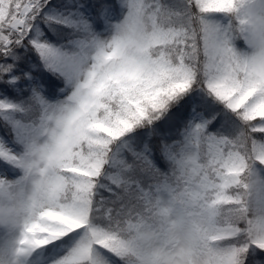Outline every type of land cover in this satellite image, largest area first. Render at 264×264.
<instances>
[{"label": "snow or ice", "instance_id": "6c2138e0", "mask_svg": "<svg viewBox=\"0 0 264 264\" xmlns=\"http://www.w3.org/2000/svg\"><path fill=\"white\" fill-rule=\"evenodd\" d=\"M257 257L264 0H0V264Z\"/></svg>", "mask_w": 264, "mask_h": 264}, {"label": "trees", "instance_id": "16d2710c", "mask_svg": "<svg viewBox=\"0 0 264 264\" xmlns=\"http://www.w3.org/2000/svg\"><path fill=\"white\" fill-rule=\"evenodd\" d=\"M153 142H155V138H153ZM157 156L159 155V153L157 152V153H155ZM257 259L259 260V259H264V258H260V257H257Z\"/></svg>", "mask_w": 264, "mask_h": 264}]
</instances>
